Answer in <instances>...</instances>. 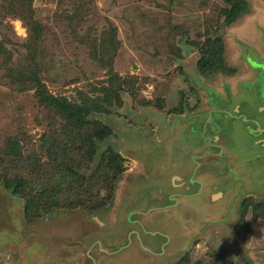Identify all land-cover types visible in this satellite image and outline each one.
<instances>
[{"label": "rangeland", "instance_id": "rangeland-1", "mask_svg": "<svg viewBox=\"0 0 264 264\" xmlns=\"http://www.w3.org/2000/svg\"><path fill=\"white\" fill-rule=\"evenodd\" d=\"M262 29L264 0H0V264H264V215H242L264 188L225 186L220 177L235 179L234 169L201 157L202 136L180 120L227 97L225 81L247 72ZM217 38L221 61L204 68L202 53ZM25 71L52 97L89 105L88 119L111 130L97 149L119 153L123 172L112 174L104 208L74 205L90 190L107 193L90 189L102 172L55 100L18 84ZM230 146L262 180L264 143L238 129ZM198 167L200 181H215L204 189ZM18 177L21 191L10 182ZM210 186L221 194L212 199ZM36 194L41 204L27 212Z\"/></svg>", "mask_w": 264, "mask_h": 264}, {"label": "water", "instance_id": "water-1", "mask_svg": "<svg viewBox=\"0 0 264 264\" xmlns=\"http://www.w3.org/2000/svg\"><path fill=\"white\" fill-rule=\"evenodd\" d=\"M255 48L259 49L255 55H245L247 58V72L232 78L233 81L229 79L225 81L226 87H223L222 94L226 93L227 97H221V104L217 95V103L213 102V104H211L212 106H204L195 114L190 115L186 113L180 120L190 124V129L196 127L197 129H194L195 132H199L202 136L204 143L201 157L202 155H205V157H215L216 160L214 163L216 165L222 163V169L225 170V172L234 169L236 173L234 175L235 179L233 176L225 179L227 172L220 177L225 186L227 185L228 187L232 183L239 184L240 182H246L249 186V183H253V186H258V189H256L258 191L261 187L264 188V178L258 181L254 177L255 175L253 172L245 171V169L242 168V164L245 162L239 161L236 155H233L230 146L233 143L234 135L238 129H243L249 135V138L259 143H264V75L259 76L260 72H264V43ZM255 99L257 101L253 102ZM207 104H209V102ZM252 130L256 132V136L250 134L249 131ZM224 159L228 161L225 165L223 162ZM238 163H241V165L237 167L236 165ZM206 165L205 161L204 164L202 161L199 167L204 166V170H211V168L206 167ZM199 167L195 177L201 189H204L207 184L211 182L214 183L215 181H209L208 183L203 180L200 181L198 179L201 173ZM217 170H219V168ZM215 179H217V177L210 180ZM259 185L261 186L259 187ZM214 188L216 187L210 186V190H212V199L216 195L219 196L221 194L220 192H222L221 189H217L214 192Z\"/></svg>", "mask_w": 264, "mask_h": 264}, {"label": "trees", "instance_id": "trees-1", "mask_svg": "<svg viewBox=\"0 0 264 264\" xmlns=\"http://www.w3.org/2000/svg\"><path fill=\"white\" fill-rule=\"evenodd\" d=\"M33 0H29V4H32ZM22 7H17L16 9H12L9 7L10 13L18 14L20 13ZM237 8H240L238 4H234L232 8L227 9L224 12V16L226 17V20L228 22H232L238 15ZM19 15V14H18ZM21 16H24V14H21ZM28 16V15H27ZM26 16V17H27ZM23 17V18H26ZM224 52V45L221 39L217 38L214 40V42L210 45V49H208L205 53H202V59L201 63L204 64V68L210 69L209 67L217 68L218 64L221 61L222 54ZM32 71L30 69L28 72ZM24 72L23 74L19 75V83L22 88L26 87H34L36 89V96L38 98H46L47 100L56 102V105H58L59 111L63 114L65 120H67V123L78 130V136H77V142L79 146V151L84 150V157L91 161V163L95 164L97 163L96 170L102 172L100 175H93L90 178V189L94 186H99L102 184L106 187L107 193L102 196L101 199H98V195L93 194V192L90 190V195H86L84 193L83 198H79L77 202L74 203L76 207H81L82 209H85L89 212L102 209L107 204L108 201L111 199L113 195V191L108 192V189H112L114 186V180L112 174H117L123 172L122 169V160L124 159L119 153H117L112 148H109L105 150L104 152H101L98 148V142L103 141L106 136H108L111 132L110 129H107V127L99 120H92L88 119V116L90 115V106L85 104H73L69 103L66 99H60L56 97H52V95H49L47 93V89L44 85V83L40 82V79L38 77V73H28ZM108 94V93H107ZM49 97V98H48ZM97 111H101V108L97 109ZM88 126H90L93 129H86ZM15 151L16 145H13ZM20 154V153H18ZM105 172V173H104ZM113 176V177H112ZM19 181L16 183V181H12L10 179L11 184L16 185V190L21 191L23 190V183L24 179L21 177H18ZM79 181H76V188L80 186L78 183ZM72 185H75V183ZM45 191H48L49 189L47 187L44 188ZM40 191L44 193L42 188H40ZM38 191V192H40ZM43 194H40L42 196ZM29 196V195H26ZM34 198L37 199V202H34ZM39 195H35V197H27V212H35L33 211L35 207L41 204L40 201H38ZM48 204L47 202H45ZM57 204V203H56ZM243 211L242 215L244 216L245 213L251 208L253 214L256 216L263 214L264 215V200L263 201H256L255 199L246 200L244 201L242 205Z\"/></svg>", "mask_w": 264, "mask_h": 264}, {"label": "flooded vegetation", "instance_id": "flooded-vegetation-1", "mask_svg": "<svg viewBox=\"0 0 264 264\" xmlns=\"http://www.w3.org/2000/svg\"><path fill=\"white\" fill-rule=\"evenodd\" d=\"M261 85V84H260ZM218 100H219V102H220V104L222 103V98L219 96V98H218ZM201 101V100H200ZM224 101V100H223Z\"/></svg>", "mask_w": 264, "mask_h": 264}, {"label": "crops", "instance_id": "crops-1", "mask_svg": "<svg viewBox=\"0 0 264 264\" xmlns=\"http://www.w3.org/2000/svg\"><path fill=\"white\" fill-rule=\"evenodd\" d=\"M264 75V72H260L259 76Z\"/></svg>", "mask_w": 264, "mask_h": 264}]
</instances>
